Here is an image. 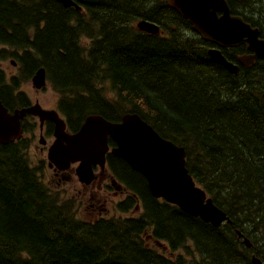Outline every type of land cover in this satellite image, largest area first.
Segmentation results:
<instances>
[{
	"label": "trees",
	"instance_id": "16d2710c",
	"mask_svg": "<svg viewBox=\"0 0 264 264\" xmlns=\"http://www.w3.org/2000/svg\"><path fill=\"white\" fill-rule=\"evenodd\" d=\"M226 1L264 37L260 0ZM140 20L160 32L140 31ZM212 45L167 0H99L80 10L56 0H0V57L16 58L22 73L7 81L0 70L4 106L25 105L22 93H10L42 66L69 130L88 114L110 121L138 114L184 147L195 183L230 219L214 227L154 198L145 178L112 154L108 171L127 192L114 209L140 211L103 216V202L80 217L74 196L44 183L21 137L0 143V264L264 262V60L245 66L243 45L222 48L238 64L230 73L208 55Z\"/></svg>",
	"mask_w": 264,
	"mask_h": 264
},
{
	"label": "water",
	"instance_id": "95a60500",
	"mask_svg": "<svg viewBox=\"0 0 264 264\" xmlns=\"http://www.w3.org/2000/svg\"><path fill=\"white\" fill-rule=\"evenodd\" d=\"M63 6L80 4L93 5L99 0H56ZM180 16L186 19L192 29L205 41L213 43L209 56L230 73H236L238 65L228 61L220 48L245 46L249 52L239 57L242 65L250 66L255 60H264V38L259 28L251 26L242 17L232 15L225 0H167ZM141 31L156 34L158 26L147 21L136 24ZM32 86L39 89L45 85V70L39 68L31 78ZM26 114L39 117L40 126L48 119L54 124V140L48 147V166L60 171L78 163L74 169L79 182L91 183L95 175L93 167L104 169L106 153L126 161L146 180L147 189L154 198H161L176 205L182 211L198 217L205 223L218 227L230 219L217 207L211 198L195 184L185 165V149L161 137L151 125L136 113H125L119 121H110L99 114H89L78 130L65 131V123L55 110L43 109L38 103L8 112L0 100V143L6 144L21 135V119ZM42 138V136H41ZM40 138V143L44 141ZM108 139L114 143L112 148ZM119 186H117V189ZM238 236L243 235L238 232ZM242 242L251 246L248 238ZM252 264H263L255 256Z\"/></svg>",
	"mask_w": 264,
	"mask_h": 264
},
{
	"label": "rangeland",
	"instance_id": "374dc122",
	"mask_svg": "<svg viewBox=\"0 0 264 264\" xmlns=\"http://www.w3.org/2000/svg\"><path fill=\"white\" fill-rule=\"evenodd\" d=\"M261 1V10L262 12L259 14L260 22L263 25L264 28V0ZM9 52L11 50H8ZM12 59L10 57H6L5 60H0V69L4 71L6 78L9 80L11 77L16 75L18 72V65L14 66L10 63ZM20 83H23L21 85V88L29 95L38 97L40 103L45 107H56L59 99V94L54 90L53 86L51 84H47L44 89L39 90L38 92H35L33 87L30 84V81H21ZM19 83V84H20ZM31 135V134H30ZM38 130H35L34 137L29 136L30 143L29 148L27 151L28 158L30 160V163L34 167L41 168L40 176L44 183L50 187L52 190L60 192L63 196H75L77 199V205H78V215L80 217L87 216L89 211L94 212L93 210L94 205L91 203V200L89 199H83L82 196L85 197L89 194V192L86 191V193L82 192L81 185L78 183L74 172L72 169L69 170L68 174V180H57V178L53 175L52 171L47 167V159H46V147L43 150H40L39 147L42 146L38 143ZM51 141V140H50ZM106 181V180H105ZM102 183H100L101 185ZM113 187H111L112 189ZM98 186L94 185V190H98ZM79 191V192H78ZM114 190L109 191L105 194L104 198L106 201L103 203V210L102 215L103 216H131L134 214H137L139 211H129V212H119L118 210L114 209V206L117 202H119L121 199L124 198V194L116 192H113ZM97 196H101V193L98 192L95 193ZM102 198V196H101ZM158 249L162 252L167 251L164 247L161 245L158 246Z\"/></svg>",
	"mask_w": 264,
	"mask_h": 264
},
{
	"label": "flooded vegetation",
	"instance_id": "af4514ba",
	"mask_svg": "<svg viewBox=\"0 0 264 264\" xmlns=\"http://www.w3.org/2000/svg\"><path fill=\"white\" fill-rule=\"evenodd\" d=\"M20 72V71H18ZM22 73H17L16 75H14L12 78H17L21 75ZM21 85H18L16 89H14L10 95L11 97L13 96H16L18 93H22L24 95V99H25V105L23 106H28V105H31V104H34V103H39L43 108L45 109H55L58 114L62 117L60 111L58 110L57 107H45L43 106L38 97H35V96H31L29 94H27L22 88H21ZM35 92H38L39 90H34ZM15 108V107H14ZM11 110H13V108H11ZM22 123L23 124H26V125H30V127H33V129H37L38 130V134H42L44 139H45V144L43 146H40L39 149L40 150H43L45 147L47 149L48 145L51 143L52 139H53V122L51 120H45L43 122V125H42V130L40 132V129H39V126H38V123H39V118L37 116H34V115H31V114H28L27 116H25L23 119H22ZM51 140V141H50ZM45 146V147H44ZM53 173V175L57 178V180H68V174L66 172H61V171H57L53 168L50 169ZM73 170V169H72ZM94 171L96 172V176H95V179L89 183V184H84V183H80L81 185V188H82V192L86 193L89 192V194L85 197L84 195L82 196L83 199H89L91 200V203H93L94 207H98L100 203H103L105 201V194L108 193L110 191V184L108 182H110L112 180V177L110 176V174L107 172V170H103V171H99V169L96 167L94 168ZM106 180V181H105ZM100 183H102L100 185ZM94 185H97L98 186V190L99 191H95L94 190ZM107 187L109 189H107ZM79 192V191H78ZM98 192L101 193V196H97L95 193L98 194ZM114 193L116 192H119V193H122L124 194V196L127 194V192L124 190L123 187H120L119 189H115V191H113ZM99 208V207H98ZM138 208V206H137ZM135 208V209H137Z\"/></svg>",
	"mask_w": 264,
	"mask_h": 264
}]
</instances>
